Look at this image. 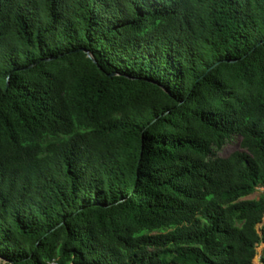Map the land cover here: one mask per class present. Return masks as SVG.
<instances>
[{
	"label": "trees",
	"instance_id": "trees-1",
	"mask_svg": "<svg viewBox=\"0 0 264 264\" xmlns=\"http://www.w3.org/2000/svg\"><path fill=\"white\" fill-rule=\"evenodd\" d=\"M260 188L264 0H0L6 264H264Z\"/></svg>",
	"mask_w": 264,
	"mask_h": 264
},
{
	"label": "rangeland",
	"instance_id": "rangeland-1",
	"mask_svg": "<svg viewBox=\"0 0 264 264\" xmlns=\"http://www.w3.org/2000/svg\"><path fill=\"white\" fill-rule=\"evenodd\" d=\"M236 150H239V139L234 138L229 144L225 145V147L221 150L220 155L222 157H226ZM261 196H264V188L257 189V191L251 196L247 197V199H259ZM262 251L263 247L261 246L260 248H258L259 255L255 259V264H261L259 259ZM0 264H6V261L0 258Z\"/></svg>",
	"mask_w": 264,
	"mask_h": 264
},
{
	"label": "water",
	"instance_id": "water-1",
	"mask_svg": "<svg viewBox=\"0 0 264 264\" xmlns=\"http://www.w3.org/2000/svg\"><path fill=\"white\" fill-rule=\"evenodd\" d=\"M88 56H89L91 59H94L93 56H92V54H91L90 52H88ZM262 247H263V246H262ZM0 258L4 259V260L6 261V259L3 258L2 256H0ZM259 261H260V259H259Z\"/></svg>",
	"mask_w": 264,
	"mask_h": 264
},
{
	"label": "built area",
	"instance_id": "built-area-1",
	"mask_svg": "<svg viewBox=\"0 0 264 264\" xmlns=\"http://www.w3.org/2000/svg\"><path fill=\"white\" fill-rule=\"evenodd\" d=\"M51 264H55V263L53 262V263H51Z\"/></svg>",
	"mask_w": 264,
	"mask_h": 264
}]
</instances>
